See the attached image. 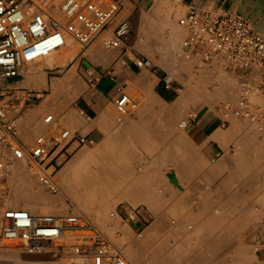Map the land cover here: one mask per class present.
<instances>
[{
  "label": "crops",
  "instance_id": "0c3cea01",
  "mask_svg": "<svg viewBox=\"0 0 264 264\" xmlns=\"http://www.w3.org/2000/svg\"><path fill=\"white\" fill-rule=\"evenodd\" d=\"M119 1L117 20L132 22L157 9L162 0ZM181 7L185 12L201 7L245 15L264 35V0H184ZM110 32L111 27L102 36ZM88 54L103 63L94 67L76 62L67 69L71 58L58 66L65 73L57 82L46 77L38 85L25 76L10 82L13 89L52 87L49 97L37 104L31 103L33 96L17 121L30 139L53 126L70 129L75 138L67 151H76L75 155L83 146L76 137H89L98 145L113 142L106 160L97 158L93 170L83 174V189L91 187L87 199L91 196L96 203L89 209L82 204L86 220L122 248L128 264H264L260 130L238 118L224 125L216 107L195 108L190 97L186 103L172 77L154 70L149 60L147 66L137 65L133 52L117 59L119 51L96 42ZM68 81L73 88L63 87L53 95ZM120 87L134 95L129 94L138 106L135 110L129 106L121 123L112 108ZM75 98L78 103L73 105ZM48 112L55 115L53 126L42 121ZM187 114L189 124L182 127L180 116ZM64 155H57L56 162ZM83 156L76 157V166L85 165ZM56 205L34 207L33 212L68 215L66 204ZM109 209L116 215L111 217V211L110 221ZM132 213L135 218L129 217Z\"/></svg>",
  "mask_w": 264,
  "mask_h": 264
},
{
  "label": "built area",
  "instance_id": "2783aa9c",
  "mask_svg": "<svg viewBox=\"0 0 264 264\" xmlns=\"http://www.w3.org/2000/svg\"><path fill=\"white\" fill-rule=\"evenodd\" d=\"M175 1L181 4L184 0ZM49 6H55L58 17L48 11ZM121 10L119 0H0V180L8 176L11 166L22 164L29 169L37 168L34 173L47 191L60 192L56 168L52 171L50 168L55 156L68 152L75 136L70 129H63L54 136L41 133L32 142L24 141L17 121L33 95L10 88V82L23 74L27 64L64 48L68 36L86 47L111 27L110 34L103 39L105 45L122 47L133 31V24L127 18L117 20ZM179 24L187 30L184 55L220 73L233 72L239 76L238 99L224 101L217 107L223 124L238 118L264 136V35L254 28L250 18L230 10L191 7ZM135 61L139 66L149 64L139 56ZM255 80L259 81V100L252 95L251 83ZM115 103L121 114L128 113L129 106L135 107L125 92ZM54 120L53 113L44 118L46 123ZM188 124V120L180 123L182 127ZM76 138L79 145L94 143L89 137ZM110 216L115 217V211ZM2 217L0 244L18 247L24 253L51 250L78 255L90 264H128L122 248L81 212L64 217L13 207ZM129 217L135 218L136 213Z\"/></svg>",
  "mask_w": 264,
  "mask_h": 264
},
{
  "label": "rangeland",
  "instance_id": "374dc122",
  "mask_svg": "<svg viewBox=\"0 0 264 264\" xmlns=\"http://www.w3.org/2000/svg\"><path fill=\"white\" fill-rule=\"evenodd\" d=\"M185 13L186 12L182 10L181 4L176 2L175 0H162L157 9L153 11H147L143 15L138 16L132 21L133 31L122 47H107L103 40L106 36H102V34L86 47H83L80 43L73 39L60 51L54 52L51 55L43 57L33 63H29L28 65L31 66L34 71L31 76H29L26 70H24L23 74L18 78L25 76L31 79L33 83H36L38 85L42 84L46 80V77H49L50 81L53 80L54 82H57L65 73V71L63 72L62 68H59L58 66L67 63L71 58H73V60L70 61L68 65H66L68 66L66 67L67 69L76 62L81 63V65L87 62L89 66L95 67V65L103 62H97V60L93 56L88 54V51L94 43L98 42L102 43L106 48L114 52L119 51L120 54L115 56V58L117 59L125 58L126 56L124 54L128 51L129 54L133 52L137 56L149 60L154 70L162 72L165 76L169 75L170 77H172L173 81L175 82V86L179 90V93L183 97H185V102L187 103V99L190 97V101L194 103L195 108L209 106L217 108L224 101L235 102L238 99V91L240 88L239 76L237 74L233 72L224 74L220 73L219 71H217V69H211L209 65L199 63L196 59L184 55L183 42L187 36V30L185 29V27L179 24V19ZM168 17L174 20L175 25L177 26V29L175 31L172 29L171 25L168 24ZM173 38L177 40L176 42L173 41V43H171V40ZM53 59H61L63 60V62L56 67H50L48 64H46L48 60ZM258 84V80H255L253 83H251L252 95L255 100H259ZM10 86L11 85H9V87ZM19 90L31 93L35 99L31 101V103L37 104L39 101H42L49 97L52 91V87L50 86L45 90H33L25 86L20 88ZM122 92L130 94L132 97L134 96L129 90H125L120 87L118 90L117 98L121 95ZM55 93L56 89L53 95ZM75 95L76 93L68 97H75ZM65 98L67 97L65 96L63 98H60V100H63ZM53 100L55 102L60 101L54 98ZM77 101L78 98L73 99V105L75 103H78ZM137 107H132L131 109L135 110ZM112 108L114 109V112L116 114V120L120 123L123 122L124 118L129 114V112L126 114H121L116 107V103L113 104ZM50 113L52 112H48L43 116L42 121L46 126L55 125V120L51 123H46L44 121L45 116ZM188 118V114L181 115L180 122H182L183 120H187ZM62 130L63 128H55L53 126V129L46 134L50 137L58 134ZM40 134L41 132H39L34 138L30 139L27 134H23L20 131L21 138L24 141L28 142H32ZM81 147V151L78 153V155H75L76 151L73 152L71 150L70 152H66L67 156L64 155V157L62 158L63 161L60 160V162H56V152L51 156V158H53L54 156L56 158L52 165L53 169H50V171L56 168L55 174L60 183H62L64 171L67 169L64 168L73 163L74 160H76L77 156H79L80 154H84L83 158L86 163L85 165L81 163L79 166L81 168L82 174L85 175L86 173L93 170V168L91 167L94 160H97V158H100L103 161L106 160L107 151L109 147L113 148V142L107 141L106 143L99 145L94 142L92 144H85ZM62 153H65V151ZM9 170L10 172L8 176L5 179L0 180V183L2 182V185L4 187V195H10V197H12L7 206H4L5 201L1 202L0 204V227L3 221L2 216L8 207H22L33 212L34 207L56 205L50 202L36 203V199H34L32 196H27L28 194L31 195V193L35 190H39L38 192L46 191L44 186L40 184L34 173V171H37L36 167H34L33 169H29L26 167L19 168L16 166H11ZM12 187L20 190L18 191L19 193L22 192L20 196H16V192L12 191ZM44 194L51 198H54L57 197L58 193L50 194L44 192ZM88 198V203H90L92 200L90 198L92 197L88 196ZM64 204L69 207L68 214L72 212H81L85 216V213H87V209L82 204H78V206L72 204L70 205L67 203ZM92 205H96V203ZM111 211L112 210L109 209L107 213L108 221H110L109 213ZM36 214H55L64 216V213L61 211L49 213L39 212ZM65 223L68 224L67 222ZM86 261L87 259H83V257L73 255L71 253L58 254L54 251L47 250L46 252L41 254H27L21 251L18 247L0 244V264H90Z\"/></svg>",
  "mask_w": 264,
  "mask_h": 264
},
{
  "label": "bare ground",
  "instance_id": "6f19581e",
  "mask_svg": "<svg viewBox=\"0 0 264 264\" xmlns=\"http://www.w3.org/2000/svg\"><path fill=\"white\" fill-rule=\"evenodd\" d=\"M47 9L53 15L58 17L57 13L55 12V6H49V7H47ZM167 20H168V24L171 25L172 29L175 31L177 29V26L175 25L174 20H172V18L170 19V17H168ZM71 40H73V38L71 36H68L67 37V45H68V43ZM176 40L177 39L173 38L171 40V43H173V41L176 42ZM171 46H172V44H171ZM68 53H69V51H68ZM173 56H174V54H173ZM62 62H63V60H61V59H57V60L53 59V60H48L46 64H48L50 67H56L59 64H61ZM24 70H26V72H27V74H29V76H31L34 73L32 67L29 66L28 64L25 66ZM63 87L64 88L65 87L73 88L72 81H68L66 83H62L58 88H56V93L54 95H57L60 91H62ZM18 167L21 168L23 166H22V164H20V165H18ZM50 169H53V168L51 167ZM58 184L61 186L60 192L58 194L56 193L58 198L57 197L51 198V197L47 196L46 194H44V192H47V193L51 194V192L47 191L46 189H45L46 191H44V192L43 191L38 192L39 190H37V191L35 190L34 192L31 193V195L28 194L27 196H32L34 199H36V203H42V202H50V203H54V204H57V203L58 204L59 203H68L70 205L72 204V205H75V206H78V203H79V204H85V206H87L88 209H89V206H91L90 204H93L92 200H91L90 203H88L89 200L87 199L86 194L91 192L90 191L91 187L89 186L88 187L89 190L86 189V191L83 189V184L85 185V180L83 179V174L81 172L80 166H76V160H74V162L71 163L67 167V169L64 171V176H63L62 183H60L58 181ZM12 189H13L12 191L16 192V196H20V194L22 193V192L19 193L18 191H20V190H17L14 187H12ZM4 193H5L4 192V187H3L2 182H1L0 183V204H1V202L5 201V205L4 206H7V204H9V202H10L12 197H10V195L5 196ZM23 195H26V194H23ZM33 205H36V204H33Z\"/></svg>",
  "mask_w": 264,
  "mask_h": 264
}]
</instances>
